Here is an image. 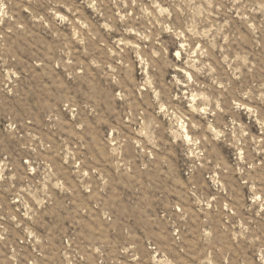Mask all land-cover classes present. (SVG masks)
Wrapping results in <instances>:
<instances>
[{
  "label": "rangeland",
  "instance_id": "1",
  "mask_svg": "<svg viewBox=\"0 0 264 264\" xmlns=\"http://www.w3.org/2000/svg\"><path fill=\"white\" fill-rule=\"evenodd\" d=\"M0 264H264V0H0Z\"/></svg>",
  "mask_w": 264,
  "mask_h": 264
},
{
  "label": "bare ground",
  "instance_id": "2",
  "mask_svg": "<svg viewBox=\"0 0 264 264\" xmlns=\"http://www.w3.org/2000/svg\"><path fill=\"white\" fill-rule=\"evenodd\" d=\"M187 135V134H186Z\"/></svg>",
  "mask_w": 264,
  "mask_h": 264
}]
</instances>
